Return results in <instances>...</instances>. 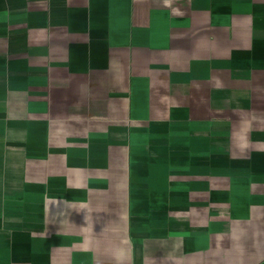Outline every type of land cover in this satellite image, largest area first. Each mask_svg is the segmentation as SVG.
<instances>
[{
  "label": "crops",
  "instance_id": "1",
  "mask_svg": "<svg viewBox=\"0 0 264 264\" xmlns=\"http://www.w3.org/2000/svg\"><path fill=\"white\" fill-rule=\"evenodd\" d=\"M0 264H264V0H0Z\"/></svg>",
  "mask_w": 264,
  "mask_h": 264
}]
</instances>
